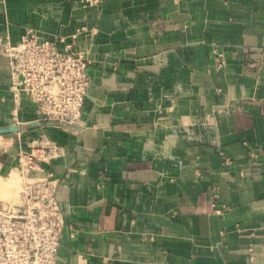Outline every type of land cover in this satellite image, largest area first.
<instances>
[{
    "label": "crops",
    "instance_id": "crops-1",
    "mask_svg": "<svg viewBox=\"0 0 264 264\" xmlns=\"http://www.w3.org/2000/svg\"><path fill=\"white\" fill-rule=\"evenodd\" d=\"M84 1L0 0V42L86 27L91 78L81 126L45 125L0 45V199L59 146L58 264H264V0Z\"/></svg>",
    "mask_w": 264,
    "mask_h": 264
},
{
    "label": "built area",
    "instance_id": "built-area-1",
    "mask_svg": "<svg viewBox=\"0 0 264 264\" xmlns=\"http://www.w3.org/2000/svg\"><path fill=\"white\" fill-rule=\"evenodd\" d=\"M100 2L85 0L83 4L94 8ZM87 32L82 27L73 42H66L43 40L28 29L19 44L0 42L14 100L21 105L25 95L31 97L45 125L67 130L81 126L90 95V62L74 41ZM216 61L221 69L224 61L219 56ZM63 154L59 146L48 152L43 147L18 151L21 187L12 200L0 199V264H58L66 220L58 199L61 180L47 165Z\"/></svg>",
    "mask_w": 264,
    "mask_h": 264
},
{
    "label": "rangeland",
    "instance_id": "rangeland-1",
    "mask_svg": "<svg viewBox=\"0 0 264 264\" xmlns=\"http://www.w3.org/2000/svg\"><path fill=\"white\" fill-rule=\"evenodd\" d=\"M12 183H13V185H12V189H11V190H8V191L6 192V194H2L3 198H5V199H3V200H9L10 197H12V196H11L12 193H13L12 190L16 189V187H18V186L20 185V183H21V179L17 176V177H15V180L12 179ZM17 185H18V186H17ZM20 187H21V186H20ZM9 196H10V197H9ZM8 197H9V199H8ZM6 198H7V199H6Z\"/></svg>",
    "mask_w": 264,
    "mask_h": 264
},
{
    "label": "bare ground",
    "instance_id": "bare-ground-1",
    "mask_svg": "<svg viewBox=\"0 0 264 264\" xmlns=\"http://www.w3.org/2000/svg\"><path fill=\"white\" fill-rule=\"evenodd\" d=\"M9 185H11L12 186V182L11 183H9ZM4 187L2 186V184H0V189H3Z\"/></svg>",
    "mask_w": 264,
    "mask_h": 264
}]
</instances>
